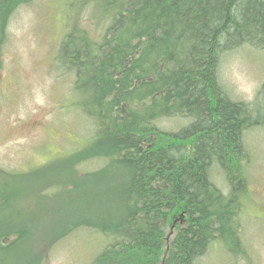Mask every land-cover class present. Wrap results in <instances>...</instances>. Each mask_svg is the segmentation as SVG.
Returning a JSON list of instances; mask_svg holds the SVG:
<instances>
[{
    "label": "trees",
    "instance_id": "obj_1",
    "mask_svg": "<svg viewBox=\"0 0 264 264\" xmlns=\"http://www.w3.org/2000/svg\"><path fill=\"white\" fill-rule=\"evenodd\" d=\"M32 1L0 0V21ZM73 1L102 25L76 18L54 57L87 143L27 189L7 175L0 262L25 239L21 264H43L80 229L98 236L90 264H198L216 244L247 257L245 133L264 126V83L234 101L219 68L245 45L264 52V0Z\"/></svg>",
    "mask_w": 264,
    "mask_h": 264
},
{
    "label": "rangeland",
    "instance_id": "obj_2",
    "mask_svg": "<svg viewBox=\"0 0 264 264\" xmlns=\"http://www.w3.org/2000/svg\"><path fill=\"white\" fill-rule=\"evenodd\" d=\"M73 0H33L0 21V228L7 229V175L27 189L30 176L53 175L60 162L87 143L82 118L72 104V79L62 77L54 64L58 45L76 18L93 34L101 24L92 11L77 17ZM1 7V6H0ZM0 12V18H2ZM220 82L234 101L251 103L264 83V52L245 45L223 56ZM250 155L247 166L248 200L243 211L247 257H230L216 244L198 264H264V126L245 133ZM85 169L92 168L89 164ZM35 180V178H32ZM214 181L224 182L218 172ZM36 189V187L34 188ZM36 207L37 205H32ZM34 229H41L31 223ZM88 229L68 236L48 249L43 264H90L98 236ZM102 240V239H101ZM25 239L11 258L0 264H21L30 257ZM24 242V243H23ZM50 245V244H49ZM48 245V246H49ZM51 246V245H50ZM11 259V260H10ZM12 261V263H10Z\"/></svg>",
    "mask_w": 264,
    "mask_h": 264
}]
</instances>
